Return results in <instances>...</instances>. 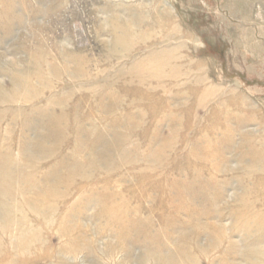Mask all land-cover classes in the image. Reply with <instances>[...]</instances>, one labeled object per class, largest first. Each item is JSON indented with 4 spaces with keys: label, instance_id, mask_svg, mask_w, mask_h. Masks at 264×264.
<instances>
[{
    "label": "rangeland",
    "instance_id": "obj_1",
    "mask_svg": "<svg viewBox=\"0 0 264 264\" xmlns=\"http://www.w3.org/2000/svg\"><path fill=\"white\" fill-rule=\"evenodd\" d=\"M0 264H264V0H0Z\"/></svg>",
    "mask_w": 264,
    "mask_h": 264
}]
</instances>
